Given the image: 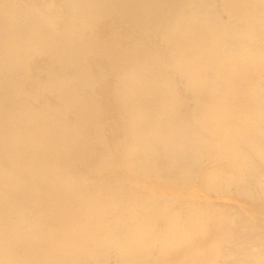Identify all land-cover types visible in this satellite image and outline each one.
I'll list each match as a JSON object with an SVG mask.
<instances>
[{
  "label": "bare ground",
  "instance_id": "6f19581e",
  "mask_svg": "<svg viewBox=\"0 0 264 264\" xmlns=\"http://www.w3.org/2000/svg\"><path fill=\"white\" fill-rule=\"evenodd\" d=\"M0 264H264V0H0Z\"/></svg>",
  "mask_w": 264,
  "mask_h": 264
}]
</instances>
